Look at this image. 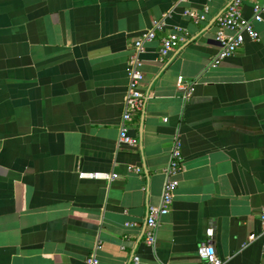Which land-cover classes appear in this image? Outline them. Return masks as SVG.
Masks as SVG:
<instances>
[{"label":"crops","instance_id":"1","mask_svg":"<svg viewBox=\"0 0 264 264\" xmlns=\"http://www.w3.org/2000/svg\"><path fill=\"white\" fill-rule=\"evenodd\" d=\"M232 2L211 0L197 24L185 11L207 0H0V264H87L99 242V264H202L210 241L229 264H264V21L260 41L211 67ZM163 15L142 56L146 106L127 123L137 145L119 146L133 43ZM176 31L184 41L161 61ZM182 83H195L189 101ZM178 134L184 168L149 247Z\"/></svg>","mask_w":264,"mask_h":264},{"label":"built area","instance_id":"2","mask_svg":"<svg viewBox=\"0 0 264 264\" xmlns=\"http://www.w3.org/2000/svg\"><path fill=\"white\" fill-rule=\"evenodd\" d=\"M190 0H178L180 3H185ZM248 0H233L229 7L218 19L217 41L220 45L219 52L213 60L211 67H218L223 61L233 57L238 49L246 42L247 38L251 41H260L259 33L257 32L256 23L264 21V5L256 4L254 6V16L252 19H245L242 14L244 3ZM209 2L204 6L202 14L193 10H186L185 15L192 18L195 23H200L206 19V14L210 11ZM168 15H163L161 19L153 22V26L145 31L140 38L133 43V54L128 63V77L129 84L125 94L123 103V113L121 117L119 129V146L134 147L137 145V139L130 135L127 123L132 120L133 115L142 113L145 109L148 99L147 94L143 91V84L145 75L142 70L143 59L142 56L146 53V45L155 41L159 33L165 31L167 26ZM233 31L234 35H228L227 31ZM184 41L180 31L172 32L161 38L160 56L161 61L176 50ZM179 89L183 90V99L189 101L195 92V83H182ZM167 120H165L166 122ZM183 154L182 143L179 134L176 136L174 146L171 151L170 162L165 170V184L163 188L162 200L160 206H150L146 219V233L144 243L149 247L157 245V231L159 227L160 218L166 216L170 212V207L173 204L176 190L179 186L178 176L183 171ZM130 172L137 174L142 173L139 167H130ZM82 179H97L112 182L118 177L116 174L108 173H81ZM262 224V232L259 238L264 244V208L259 213ZM255 236L252 237L255 240ZM102 249V243L99 242L95 248V252L87 259V264H99L97 252ZM198 257L202 264H229V260L220 258L217 251L212 244L208 242L202 244L197 250ZM264 256V245H263ZM130 264H142L139 255H133ZM164 264H173L167 262Z\"/></svg>","mask_w":264,"mask_h":264}]
</instances>
